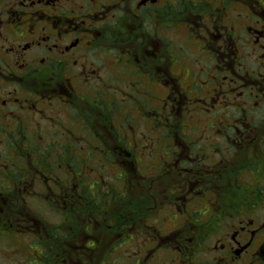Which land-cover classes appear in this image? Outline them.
<instances>
[{
	"label": "flooded vegetation",
	"instance_id": "obj_1",
	"mask_svg": "<svg viewBox=\"0 0 264 264\" xmlns=\"http://www.w3.org/2000/svg\"><path fill=\"white\" fill-rule=\"evenodd\" d=\"M3 237L264 264V0H0Z\"/></svg>",
	"mask_w": 264,
	"mask_h": 264
},
{
	"label": "rangeland",
	"instance_id": "obj_2",
	"mask_svg": "<svg viewBox=\"0 0 264 264\" xmlns=\"http://www.w3.org/2000/svg\"><path fill=\"white\" fill-rule=\"evenodd\" d=\"M58 221L59 215H56L54 222ZM26 249H28V244L25 238L15 240L14 244L5 240L4 237L0 238V264H26L23 259ZM26 256L28 257L30 254L26 253Z\"/></svg>",
	"mask_w": 264,
	"mask_h": 264
}]
</instances>
